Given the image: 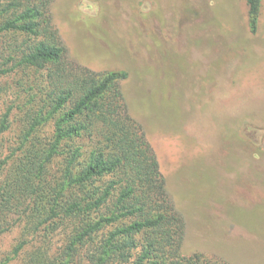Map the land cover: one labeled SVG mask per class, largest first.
Listing matches in <instances>:
<instances>
[{
  "label": "rangeland",
  "instance_id": "obj_1",
  "mask_svg": "<svg viewBox=\"0 0 264 264\" xmlns=\"http://www.w3.org/2000/svg\"><path fill=\"white\" fill-rule=\"evenodd\" d=\"M158 3L163 18L153 14ZM52 15L67 65L128 72L130 112L185 220L182 254L264 264V0L256 34L245 0H54ZM17 135V127L9 131L2 158ZM23 232L18 224L1 236L0 259ZM40 243L55 255L63 232Z\"/></svg>",
  "mask_w": 264,
  "mask_h": 264
},
{
  "label": "trees",
  "instance_id": "obj_2",
  "mask_svg": "<svg viewBox=\"0 0 264 264\" xmlns=\"http://www.w3.org/2000/svg\"><path fill=\"white\" fill-rule=\"evenodd\" d=\"M53 3L0 0V81H14L0 85V151L18 130V145L0 152V238L24 226L0 264L22 254L26 264H230L182 254L185 220L130 112L128 72L67 65ZM245 3L256 34L263 0ZM159 4L153 14L163 18ZM214 27L222 33V19ZM58 231L64 244L51 255L40 242Z\"/></svg>",
  "mask_w": 264,
  "mask_h": 264
}]
</instances>
